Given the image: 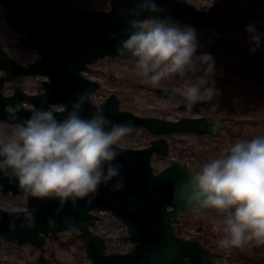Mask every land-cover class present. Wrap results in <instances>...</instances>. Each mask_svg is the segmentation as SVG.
<instances>
[{
    "label": "water",
    "instance_id": "1",
    "mask_svg": "<svg viewBox=\"0 0 264 264\" xmlns=\"http://www.w3.org/2000/svg\"><path fill=\"white\" fill-rule=\"evenodd\" d=\"M156 3L160 11L150 13L140 11V0H111L110 10L105 12L76 7L65 0H0V5L7 10L6 21L25 36L20 37V44L40 53L39 60L23 66L0 48V70L4 71V76L0 77V123L18 124L31 114L34 106H67L70 109L79 93L87 91L88 102L81 109L82 116L87 117L95 108H102L112 121L131 120V131L143 129L156 137L144 149L117 146L121 152L117 163L123 164V187L114 190L115 181L101 185L90 205L80 200L68 201L61 207L58 199L30 197L25 201V207L31 209L35 219L31 229L26 222L13 218L24 210L0 209V248L3 242L19 249L30 245L39 252L36 264H50L47 243L58 241L59 234L68 232L73 241L82 243L89 264H220L221 255L213 253L199 240L176 235V226L181 224L179 217L189 210L184 207L181 197L187 191L190 174L195 173L185 160L171 159L169 166L155 174L151 159L153 154L168 157L166 136L215 135L231 123L206 118L182 117L178 121H168L140 117L128 110L121 111L115 94H110L96 106L89 96L99 90L100 85L81 74L91 71L90 66L101 59L121 58L116 55L115 48L127 36L128 21L132 18L153 15L178 26L246 28L250 24L244 13L230 6L214 4L202 12L187 0H156ZM131 9H136L139 15L130 16ZM58 27L64 31L60 32ZM255 28L264 32V25ZM257 71L264 75V62L258 63ZM31 75L47 77L48 80L41 83V94L29 95L18 87H13L9 96L2 94V89L14 78ZM155 91L160 96H167L171 90ZM24 103L29 108H25ZM210 106V102H197L191 112L201 113ZM12 109L17 110L13 112ZM179 109L184 110V105L181 104ZM56 115L63 119L67 111H57ZM0 193L23 196L18 185L9 183L7 178L0 179ZM98 211L110 213L125 226L128 235L118 240L133 243L128 252L107 254L106 238L91 230L102 220L93 214ZM48 220L55 222L53 229L48 228ZM10 223L16 230H9Z\"/></svg>",
    "mask_w": 264,
    "mask_h": 264
},
{
    "label": "clouds",
    "instance_id": "2",
    "mask_svg": "<svg viewBox=\"0 0 264 264\" xmlns=\"http://www.w3.org/2000/svg\"><path fill=\"white\" fill-rule=\"evenodd\" d=\"M108 2L110 10L111 0ZM139 8L141 12L160 11L156 0H140ZM128 14L139 15L136 9ZM245 31L249 50L255 52L264 42V32L253 24H248ZM127 33L115 48L117 56L130 62L133 70L154 87L163 79L180 85L177 91L159 96L161 106L183 104L184 110L191 112L197 102H211L218 94L214 59L209 53L197 54L193 27L149 15L130 19ZM3 75L0 71V77ZM136 99L144 102L142 96ZM87 102L88 92L82 91L70 109L34 106L10 135L0 139V179L17 184L25 201L30 197L58 199L62 207L68 201L84 200L90 205L101 185L115 181L114 190L123 187L117 144L133 128L132 121L114 122L102 108L82 116L81 109ZM217 107L213 103L208 111L215 113ZM57 111H67V115L60 119ZM181 200L185 208L215 209L221 214L212 227L222 233L217 240L220 247L243 249L252 243H264V135L238 138L203 163L190 174ZM13 218L26 222L29 229L35 225L27 207ZM47 226L53 229L55 222L48 220ZM9 230H16L15 225L10 223Z\"/></svg>",
    "mask_w": 264,
    "mask_h": 264
},
{
    "label": "rangeland",
    "instance_id": "3",
    "mask_svg": "<svg viewBox=\"0 0 264 264\" xmlns=\"http://www.w3.org/2000/svg\"><path fill=\"white\" fill-rule=\"evenodd\" d=\"M75 6H80L92 11H107L108 0H65ZM199 11H206L213 4L230 6L247 15L248 21L254 26L264 25V3L262 0H187ZM5 9L0 6V47L10 57L22 65L32 63L40 58L39 53L27 46L18 44L21 34L4 18ZM185 27V26H182ZM196 30L197 54L209 53L214 59V82L218 94L211 104L218 105L215 113L205 111L204 116L236 121L231 129H222L217 133L216 139L197 140L193 135L170 136V155L167 158L153 157L154 171L168 166L171 159H184L191 169L197 172L203 163L210 158L218 156L223 149L229 147L236 139H249L256 135H264V75L257 71V63L264 62V42L250 52V43L245 28H217L188 26ZM63 31V29H59ZM260 31V30H258ZM262 32V31H260ZM93 68L102 71V77L98 74L87 73L86 77L98 81L101 84V93L93 95L94 103L103 101L110 94H115L120 102L121 110H128L141 117H161L174 120L182 116H191L190 112L179 110L175 104L168 107L161 106L159 96L155 88L171 89L177 91L180 85L175 80L163 79L159 85L153 86L146 82L145 78L134 71V66L119 58H105L100 60ZM44 76H31L15 78L3 89V95L12 93V86L24 90L28 94L41 93V82ZM147 90V91H145ZM137 96L144 97V102L138 101ZM28 107V105H25ZM16 125L0 124V139L6 138L15 130ZM144 131L127 133L118 142V146L133 148L143 146L149 139ZM24 200L22 197L0 195V208L22 209ZM213 212L212 217L208 216ZM210 215V214H209ZM102 221L96 225L94 232L107 238V252L123 253L130 250L132 243L120 242L118 237L126 235L125 228L110 214H101ZM221 218L217 210L189 211L181 216V226L178 227L180 235H189L200 229L208 240L206 243L212 250L229 254L238 259L241 255L251 257L257 254L260 261L252 259L236 264H264V243H252L250 247L231 250L222 248L217 240L222 233L212 230L213 223ZM50 264H89L85 259L82 244L79 241H71L69 233H61L60 239L47 244ZM67 253L68 255H64ZM38 251L31 247L18 250L12 244H4L1 252L3 264H36ZM68 256L71 259H68Z\"/></svg>",
    "mask_w": 264,
    "mask_h": 264
},
{
    "label": "flooded vegetation",
    "instance_id": "4",
    "mask_svg": "<svg viewBox=\"0 0 264 264\" xmlns=\"http://www.w3.org/2000/svg\"><path fill=\"white\" fill-rule=\"evenodd\" d=\"M204 113V112H203ZM192 116H195L194 114H192ZM202 117H205V118H208V119H211V118H213V117H207V116H204L203 114H202ZM222 120H225V119H222ZM225 121H229V122H233V124L230 126V127H227V128H223V129H231V127H234V125L236 124V121H231V120H225ZM220 131V130H219ZM219 131H217L216 132V134L215 135H213V136H211V135H208V136H205V137H198V136H194L197 140H203V139H216L217 138V133L219 132ZM201 210H206V209H201ZM201 210H195V209H190L189 211H201ZM212 210H214V209H212ZM189 211H187L186 213H188ZM185 213V214H186ZM184 214V215H185ZM213 214V212L212 213H210V215H212ZM183 215V216H184ZM208 216H209V214H207ZM210 217H212V216H210ZM197 238L202 242V244H204V245H206V246H208V247H210L209 245H207L206 243L208 242V240L206 239V237L204 236V233H202L201 231H200V229L197 231ZM209 243V242H208ZM214 251V250H213ZM216 252H218V251H216ZM220 254H222L223 255V259H222V262H224L225 261V259H227V258H229L230 256H229V254H225V253H222V252H219ZM254 259L255 260H258V261H260V258H259V256L257 255V254H255V257H254ZM245 260L244 259H242L240 262H244ZM230 264V263H229Z\"/></svg>",
    "mask_w": 264,
    "mask_h": 264
}]
</instances>
